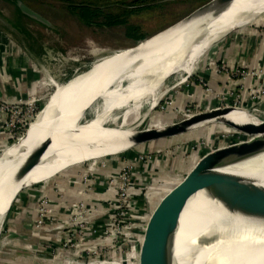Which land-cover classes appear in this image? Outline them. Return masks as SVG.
I'll return each mask as SVG.
<instances>
[{
  "label": "bare ground",
  "instance_id": "bare-ground-1",
  "mask_svg": "<svg viewBox=\"0 0 264 264\" xmlns=\"http://www.w3.org/2000/svg\"><path fill=\"white\" fill-rule=\"evenodd\" d=\"M263 12L264 0H234L226 8L207 14L192 25L170 28L136 49L119 51L95 62L86 72L75 75L64 84H53L64 94V100L30 135L19 140L16 147L7 148L6 152L4 150L0 154V187L18 189L35 181H46V175H33L42 169L50 171L51 167L75 158L85 157L82 162H92L95 159L88 157L105 156L107 147L134 146L133 137L137 128L127 124L130 112L134 108L140 109L144 104L154 105L145 114L148 116L160 101L162 94L159 89L169 76L179 72L191 75L197 60L215 42L233 30L241 29ZM195 23L198 25L196 28L193 26ZM94 98L98 101L90 107ZM88 106L94 111L93 117L77 124L78 114ZM119 110L123 113L114 116V112ZM237 111L246 112L242 108L216 111L210 119L198 125L188 126L181 120L175 127L188 132L220 123L238 130L246 123L227 119L230 113L239 115ZM239 119L255 124L247 116ZM112 133L122 139L111 137ZM49 141L52 144L38 161L34 152ZM53 150L54 153L48 158ZM247 162L250 165L246 166ZM24 169H27V173L21 176L19 172ZM219 173L264 186V150L222 168ZM12 197V194L8 197L0 195V232ZM186 206L189 215L185 219V213L180 217L176 239L174 236L173 264H264L263 222L258 226L261 233L254 241L242 253L232 257L228 244L235 239L228 227L238 221L239 216L229 213L203 192L191 198ZM254 219H251L253 224Z\"/></svg>",
  "mask_w": 264,
  "mask_h": 264
},
{
  "label": "rangeland",
  "instance_id": "rangeland-1",
  "mask_svg": "<svg viewBox=\"0 0 264 264\" xmlns=\"http://www.w3.org/2000/svg\"><path fill=\"white\" fill-rule=\"evenodd\" d=\"M42 1L46 3V7L40 6L42 9L38 10L27 2H24L36 13L43 14V16H45L50 21L52 26L56 28V31L59 32L58 34L54 33L51 29H47L33 22L32 20H29L28 23L26 21L24 25L27 26L29 30V36L35 39V41H39L42 46V52L38 56H36L34 49H32V51L29 46H26L27 44H29L27 37L19 36V38H15L14 35H8L10 42H13L17 46H19L18 44H20L19 42H21L22 46L29 48L30 51L35 55L36 64L34 65L31 60L29 61V64L32 65L34 71L40 75V82L37 85V88L39 90L38 92H36L34 97L41 98V101L45 102V104L37 114V116L32 119L31 124L28 126V131L26 130L27 132L25 133V135L23 136L22 134H17V131L14 132L16 133V136H14V134L12 133L10 135V141L7 144V147L2 149V151H0V154L3 153L5 149L11 148L12 145H15L17 141L22 140L26 136L30 135L31 131L35 130L40 125L41 121H43L49 114L54 112L59 104L64 100V94L53 84H64L72 79L75 75L86 72L95 62H98L106 57L111 56L114 53L125 50L135 45L132 39L124 35V29L122 28L105 31L101 30L97 33H94L93 31L79 32L78 27H76L77 24H75V22H70L68 21V19L62 16L65 12V9L60 3H58V1ZM188 1L195 2L192 5L191 3H187ZM208 1L209 0H165V6L159 9H155V11H144L143 13L134 16L131 23L140 25L142 27V30L145 33L149 34V36H151L172 25L173 23ZM3 9L5 13H9L10 15H12V13L10 12H14L13 8H8L6 5H4ZM263 14L264 12L258 17L250 20L249 23L245 26L240 27L241 29H238H253V24L257 23ZM1 23L3 25H6L7 22ZM1 23L0 29H4ZM10 28L13 31V27L11 26ZM238 29L233 30L226 35L227 37L225 36L224 38L215 42L202 55V57L197 60L191 75H185L184 73L179 72L177 74L169 76L159 89V93L162 94V97L157 103V106L149 113L148 116L145 114L154 105L151 107L147 104H144L140 109L134 108L127 117V124L136 127L137 130L158 128L165 123L176 120L177 117L179 118L183 114L204 110L205 108H198L194 105V103L196 102L193 101H195L196 98H190L191 100L187 99L186 95L182 93V88L184 86H186L187 89L193 91V88H190L189 86L190 80L198 85L196 89L204 90V93L208 95V97L212 94H214L215 96L217 95L219 102L218 106L216 107L233 106L234 104H236L235 106L239 108L237 102L234 101L236 99L234 98L235 95H237L236 93H232L230 95V100L222 92L219 94L214 93V91L210 89L207 83L203 79L199 78L201 72L206 71V69L209 72L212 71L213 73H216L218 75L220 74V67L223 66L220 65L219 62H216L215 59L211 58L210 53L219 49L221 46V41L226 40L230 35L236 33ZM13 33H16V31H14ZM30 43L34 44L33 41H31ZM251 73L258 74V72L253 71ZM251 76L254 77L253 75ZM263 90L264 89L262 88L258 92H261ZM255 93L256 91L250 93L251 99V95ZM259 95L263 96L262 93H260ZM192 96L194 95H191V97ZM197 97H199V95H197ZM241 108L250 113H240L237 111V113L240 114L233 116L234 113H236L233 112L227 116V119H232L235 122L239 121V123H249V120L239 119L242 117L244 119V117L247 116L248 118L252 119L251 122H257L253 115L257 110H254L252 107H240L239 109ZM43 110H45V114H42ZM93 113V109L87 111L83 122L90 120L94 115ZM122 113L123 111H116L114 112V116H120ZM36 118H38V123L36 127L33 128L32 126L34 125ZM239 133V130L234 129L229 125L218 123L191 130L171 138L151 142L127 151L143 154L148 158V165L152 164V170H150L149 174L146 173V177L141 179V185L137 184V187H135L131 192L132 194H134V197L132 198L133 202L135 201L136 204L141 202L142 203L137 208L135 206L136 204L131 202V208L134 210V215H132V218L129 216L127 220L119 223L120 228L118 231L119 233L116 235V244H103V247H96L94 250L90 249V251H87L88 254L87 252L86 254L93 257L94 261L97 260L98 264H134V261L132 260L133 252L131 251V247L129 246L128 241L131 240V236L134 234L136 228L135 223L139 224V221H141V219L144 217L147 210L152 208L158 198L166 193L170 188L175 186L204 154L227 146L229 144L232 145L236 143L238 139L240 140ZM82 136L84 135L82 134ZM110 136L122 139L121 137L116 136L113 133ZM79 138H81V135H79ZM127 147L130 146L122 145L120 147H107L105 156L115 157L117 156L115 154L119 153L121 150ZM54 151L55 150L50 153L48 158L51 157ZM102 157L104 156L88 157L95 159L92 162L98 161L94 166V170L91 172L88 171L91 161L85 162L80 166L86 167V171L93 174L96 169L98 170V168H102V166H104L105 168L108 164V159L111 158ZM248 165H250V162H247L246 166ZM43 170L44 169H42L41 172L37 171L33 176L43 177L46 174V170H44V172ZM110 176L111 175L107 177ZM135 183H137V181H135ZM187 208L188 207L186 206L181 214V216H183V214L185 213L184 219L189 215V212L186 211ZM194 211L195 210H192V212ZM236 215L239 216L238 221H236L232 226L228 227L235 239V241H232L230 242V244H228V249H230L232 257H235L242 253L254 241V239L261 233V231H258V226L262 224V222L264 223V219L263 221L261 220L264 214L254 216H242L239 214ZM252 217L255 218V224L251 223ZM137 218L141 219L138 220ZM7 220L8 218L6 216L0 232V264H6V262H3L2 259H6L8 257L7 254H10L11 256V254L13 255V253H23L25 256H27L30 252L33 251L27 246H21L20 250H18L17 248H14V244L11 246L4 244L7 234ZM104 225H106L111 232L115 229L114 227H112V225H109V222L107 220L104 222L103 226ZM176 236L177 234H175V239ZM135 237L136 236H134L133 240H135ZM206 238L207 237H205V239ZM84 243L87 242L85 241ZM89 244L91 243L85 244L83 247L73 249L69 248V246L66 245L64 241L62 242L60 247L67 253L76 255L80 253V250L91 248ZM83 264H85V262Z\"/></svg>",
  "mask_w": 264,
  "mask_h": 264
},
{
  "label": "crops",
  "instance_id": "crops-1",
  "mask_svg": "<svg viewBox=\"0 0 264 264\" xmlns=\"http://www.w3.org/2000/svg\"><path fill=\"white\" fill-rule=\"evenodd\" d=\"M253 26V29L244 28L236 31L226 40L221 41L219 49L210 53L211 58L219 62L225 71L219 72L218 75L206 69L199 76L214 93L222 92L230 100V95L236 93L234 101L243 108L256 105L260 96L254 101L250 98V93L254 91L260 93L258 91L264 89V76L252 77L250 75L252 71H264V14ZM19 43L17 46L10 42L8 33L0 29V100L24 101L27 97L34 96L39 90L37 85L40 82V75L29 64L30 60L34 65L36 64L35 55L29 48ZM237 69L248 73L249 76L243 81L232 78L231 72ZM189 82L193 91L184 86L182 93L187 99L196 98L193 101L196 102L195 106L205 109L218 106L217 95L212 94L208 97L204 90L196 89L198 85L195 82L191 80ZM191 95L194 96L191 97ZM260 98L263 99L262 96ZM2 118L1 115L0 151L7 147L10 141V132L4 127ZM139 154L125 152L111 157L105 168H98L93 174H89L84 166H75L58 174L41 187L30 191L8 212L4 244L9 246L14 244V248L18 250L21 246H27L33 251L27 256L23 253H13L11 256L7 254L8 257L2 259L3 262L6 264H76L78 261L80 263L82 258L67 253L60 247L62 242L67 240L68 234L72 232V227H68L67 222L73 213L74 205L83 203L87 210L88 227L101 229L110 211V202L114 198L105 184L106 177L116 174L128 162H132L134 179L137 184L141 185V179L152 170V164L147 163L145 166L144 163L135 160ZM84 158L68 160L50 169L79 163ZM85 174L89 177L87 183L83 180ZM44 198L48 200L47 208L51 212L44 219L42 227L36 229L34 220L38 206Z\"/></svg>",
  "mask_w": 264,
  "mask_h": 264
},
{
  "label": "water",
  "instance_id": "water-1",
  "mask_svg": "<svg viewBox=\"0 0 264 264\" xmlns=\"http://www.w3.org/2000/svg\"><path fill=\"white\" fill-rule=\"evenodd\" d=\"M233 1L209 0L167 28L148 36L125 50L136 49L142 43L151 40L175 26L192 25L194 21L202 19L203 16L214 14L226 8ZM15 6L28 19L52 28L49 21L33 11L23 1L17 0ZM196 24L193 25L195 26L194 28L198 26ZM97 101L98 99L94 98L89 106L91 107ZM88 107L84 108L78 114V118L76 119L77 124H80L84 120L85 114L90 110V107L89 109ZM233 108L235 107H216L195 111L183 114L179 118L177 117L176 120L165 123L158 128L136 130V135L133 137V144L135 146L127 147L115 155L123 154L132 148L140 147L151 142L186 133L187 130H178V127H175L183 120L188 126H194L210 119L216 111ZM253 115L257 123H246L240 126L238 128L240 140L236 144H229L204 154L175 186L158 198L152 208L147 210L142 219L137 218L138 220L141 219V221H139V224L135 223L136 228L134 234L131 236V240L128 241L133 252L132 260L134 264H173V241L180 225V216L189 200L199 192H203L208 199L219 203L229 213L242 216L264 214V186L256 184L251 180L219 173V170L222 168L241 162L264 150V104ZM17 143L11 147H16ZM50 144H52L50 141L46 142L40 145L34 152V156L38 161L46 153ZM105 157L111 156H104L102 158ZM85 162L88 161L68 164L64 167L55 168L54 170L51 169L46 172L45 175L48 177L45 179L49 181L58 174ZM26 173L27 169L19 172L21 176ZM1 175L2 173H0V177ZM46 181H35L30 184H25L18 189L0 187V195L3 197H8L9 194L13 195L8 204L6 216L13 205L22 201L24 196L30 191L44 185ZM134 236H136L135 240H133Z\"/></svg>",
  "mask_w": 264,
  "mask_h": 264
},
{
  "label": "built area",
  "instance_id": "built-area-1",
  "mask_svg": "<svg viewBox=\"0 0 264 264\" xmlns=\"http://www.w3.org/2000/svg\"><path fill=\"white\" fill-rule=\"evenodd\" d=\"M225 71L223 67H220L219 72ZM254 77H262L264 76V71H259L258 74H252ZM230 76L234 79H239L243 81L246 79L249 75H247L245 72L241 70H234L231 72ZM260 93H262L263 99L260 97ZM260 93H255L251 95L252 100L256 101L259 97V100L256 105L252 106L254 110H258V107L264 103V90ZM257 94V96H256ZM42 103L41 98L29 96L26 100H14V101H6V100H0V116L2 115V119L4 122V127L8 129L10 132V135L13 133L14 136L17 134H21L22 130L25 126L30 125L31 121L33 119V116L38 111L39 105ZM222 106V107H235L237 106ZM240 108V106L238 105ZM148 158L144 156L143 154H139L138 157L135 160H138L139 163L142 162L144 164H147L149 161ZM96 162H91L88 171L91 172L94 170V166L96 165ZM146 166V165H145ZM104 167V166H102ZM133 163L128 162L119 172H117L114 175H111L110 177H106L105 184L107 186V189L111 192L113 195V200L110 202V211L106 215V220L109 222V225H112L115 229L110 231V229L107 228L106 225L102 226L101 229L96 228L92 229L88 227L86 223V217H87V210L83 203L75 204L73 207V213L71 214L70 220L67 222L68 227H72V232L68 234L67 240L65 241L66 245L69 246V248H80L83 247L85 244H89L91 248H86L83 250H80L78 255L81 259V262H85V264H96L97 260H93V257H91L88 254V250L90 249L94 250L96 247H103V244H110L114 243L116 244L117 240V234L119 233V223H121L124 220H127L130 216L132 218V215H134V210L131 208V202H133L132 198L134 197V194H132V190L137 187V183H135L134 175H133ZM92 174V173H89ZM88 176L85 174L83 176L84 182L87 183ZM88 189V185H87ZM136 190V189H135ZM134 190V191H135ZM133 191V193H134ZM137 191V190H136ZM134 204L135 201L133 202ZM48 200L45 198L42 199L40 202L38 209H37V216L34 220V227L36 229H40L44 223V219L47 217V215L51 212L47 208ZM137 208L140 206L138 203L135 205ZM135 207V208H136ZM137 212V211H136ZM114 236V237H113ZM87 243H84V242ZM109 241V242H108ZM70 243V244H68ZM71 250V249H70ZM87 252V254H86ZM75 255V254H74ZM76 264L78 261H76ZM98 264V263H97Z\"/></svg>",
  "mask_w": 264,
  "mask_h": 264
},
{
  "label": "trees",
  "instance_id": "trees-1",
  "mask_svg": "<svg viewBox=\"0 0 264 264\" xmlns=\"http://www.w3.org/2000/svg\"><path fill=\"white\" fill-rule=\"evenodd\" d=\"M21 1L27 2L37 10L42 9L40 6L45 7L46 5V3L42 0H21ZM56 1L58 2L69 1L75 3L74 6L70 7L71 11L75 16H77V18L81 19V22L86 27L96 28V29L98 28L101 30L104 27H116V28L124 29L125 36L132 39L134 41V44H137L138 42L144 40L149 36V34L145 33L140 25H135L134 23H131L132 21L131 17L133 18L134 16L143 13L144 11H155V9H159L165 6L164 5L165 0H85V1L56 0ZM194 2L188 1L187 3H191L193 5ZM14 15L16 16V20H18V22L20 23V25H18L19 28H17V30L15 29L17 35H21L22 37H27L29 44H27L26 46L27 47L29 46L31 50L34 49L35 55L38 56L42 52V46L39 43V41L37 42L35 41V39L29 36V30L27 26L24 25L26 21L28 23L30 19L22 15L17 8H15L14 10ZM31 41H33L34 44H31L30 43ZM44 104L45 102H42L39 105L38 111L35 113L33 118L36 117V115L40 112ZM42 114H45V110H43ZM37 123H38V118H36L35 123L32 127L35 128ZM28 126L29 125L24 127L21 133L22 135H24V133L28 129ZM141 203L138 204L140 205Z\"/></svg>",
  "mask_w": 264,
  "mask_h": 264
},
{
  "label": "flooded vegetation",
  "instance_id": "flooded-vegetation-1",
  "mask_svg": "<svg viewBox=\"0 0 264 264\" xmlns=\"http://www.w3.org/2000/svg\"><path fill=\"white\" fill-rule=\"evenodd\" d=\"M14 0H0V23L1 22H7L6 25L4 26L2 23L1 25H3V28L5 29V31L10 34V35H14L15 38L21 36V35H17V32L16 33H13L14 31L17 30V28H19L18 25H20V23L18 22V20H16V16L14 15V12H10L12 13V15H10L9 13H5L4 12V5H6L8 8H13V10H15V2L16 0L13 2ZM52 1H55V0H52ZM85 1V0H84ZM60 3L63 8L65 9V12L62 16H64L66 19H68V21H73L75 22V24H77L76 27H78V31H93L94 33H97L98 31H101V29H96V28H90V27H86L82 22H81V19L77 18V16H75L72 11H71V6H74L75 3H72V2H69V1H61V2H58ZM46 7V6H45ZM34 11V10H33ZM42 17H44L47 21H49L45 16H43V14L39 13ZM132 19V17H131ZM2 20V21H1ZM50 22V21H49ZM37 23V22H35ZM39 24V23H38ZM51 24V23H50ZM41 25V24H39ZM52 25V24H51ZM13 27V31L10 27ZM43 26V25H41ZM47 29H51L54 33H59L58 31H56V28L52 26V28H49V27H46V26H43ZM16 29V30H15ZM116 29V27H104L102 30H114ZM16 34V35H15ZM124 35H125V31H124ZM20 41V40H19Z\"/></svg>",
  "mask_w": 264,
  "mask_h": 264
}]
</instances>
